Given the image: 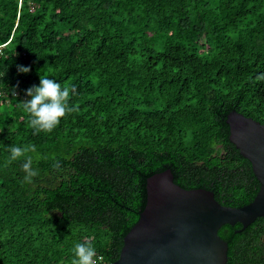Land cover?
<instances>
[{
  "label": "trees",
  "instance_id": "1",
  "mask_svg": "<svg viewBox=\"0 0 264 264\" xmlns=\"http://www.w3.org/2000/svg\"><path fill=\"white\" fill-rule=\"evenodd\" d=\"M260 73L264 0H0V264H71L86 240L96 264L115 262L148 177L168 168L224 205L251 202L261 183L227 117L264 123ZM41 76L75 85L78 111L33 135L22 102ZM28 144L31 184L24 158L5 166ZM219 234L228 264H264V216Z\"/></svg>",
  "mask_w": 264,
  "mask_h": 264
},
{
  "label": "water",
  "instance_id": "2",
  "mask_svg": "<svg viewBox=\"0 0 264 264\" xmlns=\"http://www.w3.org/2000/svg\"><path fill=\"white\" fill-rule=\"evenodd\" d=\"M230 140L248 158L261 186L240 207L222 204L206 188H185L170 168L147 179V203L111 264H228L229 244L219 229L248 227L264 216V123L234 109L227 117Z\"/></svg>",
  "mask_w": 264,
  "mask_h": 264
},
{
  "label": "clouds",
  "instance_id": "3",
  "mask_svg": "<svg viewBox=\"0 0 264 264\" xmlns=\"http://www.w3.org/2000/svg\"><path fill=\"white\" fill-rule=\"evenodd\" d=\"M18 71L28 73L29 67L18 65ZM255 81H264V73L255 76ZM75 85L61 87L54 79L45 76L40 77L39 85H33L26 90L30 100L22 102L23 111L28 114V126L31 127L33 135L51 132L66 114L78 111L77 106H70V95L76 94ZM10 156L5 160V166L24 158L21 165L24 175V182L31 184L33 178L39 175V170L32 167L33 157L28 153L36 152V146L32 144L24 146H9ZM52 168L56 171L62 170L60 161H55ZM74 258L71 264H96V250L91 241L76 242L72 248Z\"/></svg>",
  "mask_w": 264,
  "mask_h": 264
},
{
  "label": "built area",
  "instance_id": "4",
  "mask_svg": "<svg viewBox=\"0 0 264 264\" xmlns=\"http://www.w3.org/2000/svg\"><path fill=\"white\" fill-rule=\"evenodd\" d=\"M0 77H1V75H0ZM3 93H4L3 89L0 88V96H2ZM15 94H16V93H15Z\"/></svg>",
  "mask_w": 264,
  "mask_h": 264
}]
</instances>
